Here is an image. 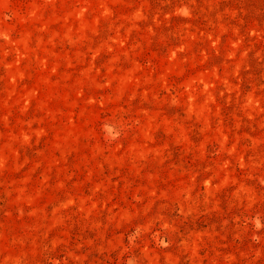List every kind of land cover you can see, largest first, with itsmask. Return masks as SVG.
Instances as JSON below:
<instances>
[{
	"label": "rangeland",
	"instance_id": "1",
	"mask_svg": "<svg viewBox=\"0 0 264 264\" xmlns=\"http://www.w3.org/2000/svg\"><path fill=\"white\" fill-rule=\"evenodd\" d=\"M0 264H264V0H0Z\"/></svg>",
	"mask_w": 264,
	"mask_h": 264
}]
</instances>
